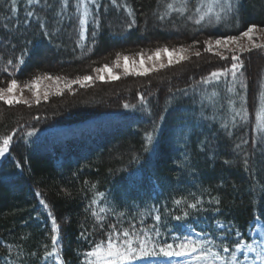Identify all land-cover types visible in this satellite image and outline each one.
<instances>
[{
  "label": "trees",
  "instance_id": "1",
  "mask_svg": "<svg viewBox=\"0 0 264 264\" xmlns=\"http://www.w3.org/2000/svg\"><path fill=\"white\" fill-rule=\"evenodd\" d=\"M177 1L97 0L81 39L77 0H0L2 88L45 74L76 79L117 53L182 46L191 54L35 105L0 101V137L13 135L0 161V264H87L96 243L124 230L164 246L197 223L220 222L245 241L256 220L264 227V138L254 129L264 49L240 55L235 80L228 72L200 82L232 63L205 51V41L264 28V2L239 0L242 27L224 33L188 19L197 0ZM168 4L188 10L181 15ZM148 131L153 143L145 150ZM197 199V208L187 207ZM52 235L59 260L46 255ZM220 245L233 248V238Z\"/></svg>",
  "mask_w": 264,
  "mask_h": 264
},
{
  "label": "snow or ice",
  "instance_id": "2",
  "mask_svg": "<svg viewBox=\"0 0 264 264\" xmlns=\"http://www.w3.org/2000/svg\"><path fill=\"white\" fill-rule=\"evenodd\" d=\"M34 2H38V0H28L29 4H32ZM64 4L67 5L68 0H63ZM93 0H78V6L79 8L83 9L80 18L79 23L81 25V39H83V25L86 22V17L89 14L88 11V5L89 3H92ZM113 3H115V0H113ZM13 5H15V0H13ZM167 8L170 11H177L181 15H184L187 9V4H185L180 9H174L172 4H168ZM234 6L229 2L222 3L221 4V10L225 14L232 12ZM13 11H15V6H13ZM194 15H190L188 19L192 20L195 24L199 25L205 19L208 20V22L214 23L219 22L223 17L219 12L215 11L214 7H204L203 4L194 6ZM131 14V12H130ZM167 14V13H166ZM28 16H33L34 13L29 11L27 13ZM162 18V17H161ZM43 27V24L41 25ZM257 32V26L255 24H252L247 27V29L243 32H241L240 37H234L229 36L226 39H216L215 41H205V51H212L213 45L216 46L217 49L224 48L229 49L230 45H236L234 49H229L233 54L231 56V66L228 69L223 70H217L213 71L209 74L207 77H202L201 81L204 84H208L210 79H218L219 77L225 75L228 72H231L233 79L235 80L237 77L238 72L243 68V62L241 60V57L239 55H236L237 52H245V51H251L252 49H264V43H256L253 39L254 34ZM261 33H264V28L260 29ZM245 38L248 43L247 44H241L240 38ZM190 49L188 48H179V49H173L170 53V58L168 59L167 64L163 62H157L156 56H158L161 53L169 52V49L167 48H157L155 49L153 56L150 57V59L153 60L154 65L158 66L159 68H164L167 66L172 65L173 63H179L182 60H186L188 58L185 53L189 52ZM221 56L222 59L226 58L223 56L222 53H217ZM195 55H199V52H196ZM172 57H175L173 59ZM130 58L128 56H122L120 53L116 54L115 61L113 62L114 66L124 67L125 72L127 73L128 68L127 65H121V61H128ZM11 63V61H9ZM20 63H23V60L20 59ZM156 70V67H153L152 69H144L140 70L139 74L144 75L148 71H154ZM95 73H97L95 79L102 80L104 79L103 75H100L101 73L110 72L111 69L109 68L108 64H105L99 68L93 69ZM242 74V73H241ZM112 79H118L117 76L112 75ZM41 79H47V80H55L57 85H59V82L61 80H64V87L71 89V86L73 84H80L83 86L85 82H89L93 80V77L90 75H84L82 77H77L76 79L72 80H66L62 77H52L51 75L45 74L43 77L37 76L34 79L30 81V83H27L25 87H28L29 89H34L37 84L40 83ZM18 87L17 81L15 79L8 82L7 88L0 87V101H3L6 105L12 106L14 104L18 103H24L29 104V101L22 99V97H17L15 95H12L14 90ZM231 90V89H229ZM62 92V89L58 86L57 87V94H60ZM49 95V92L45 90L43 98L47 100ZM33 96L35 99V102L38 104L40 102V95L33 91ZM141 102H144V97H141ZM125 108L130 107V105L125 104ZM243 112V109H241L240 112H237V115H241ZM259 131L264 133V125L260 126ZM32 133L29 132L28 135H31ZM264 138V137H262ZM13 140L12 134H6L0 137V156H4L5 153L9 150V145L11 141ZM145 141H146V148L147 145H151L153 143V132L148 131L145 133ZM255 142V141H254ZM245 143H247L245 141ZM247 163V162H246ZM41 204L44 205L45 208L48 207V205L45 203L44 200L40 201ZM95 203V201H93ZM176 205H180L182 203L181 200H175L174 202ZM216 203H219V201H216ZM200 205V200L197 199L195 203L187 204V207L190 209H195ZM103 211V209L101 210ZM51 215V213H49ZM95 215V213H94ZM184 215H188V212H184ZM176 219H181V217L177 216ZM161 217L157 216L156 220H160ZM57 230L55 220L53 219V229L52 231L55 233ZM159 233L157 232V235ZM236 235H239V233H236ZM52 243H53V249L52 252H46L47 256L53 255V253L57 254V260H59V254L56 250V243H57V236L52 235L51 237ZM209 243L208 241L203 240H197L192 239L190 237L185 238L182 242L179 244H176L175 246L171 243L165 244L164 246H158L155 243L151 241V239L145 235L143 237L136 236L135 239L133 238V235L127 231L124 230L120 232L119 234L113 233L110 235L106 241H103L101 243H96L93 247V249L86 253V256L88 258L95 257V260L88 259L87 264H126V262L136 260L140 257H147V256H163V257H185V256H191L194 261L197 262V264H244L243 261H239L237 257V251H242V244L243 241H234V247L235 250H232L231 245H221L222 252H215L212 250L211 247H205V245ZM106 245V246H105ZM249 251H254L251 244L248 245ZM229 256H224L222 253H229ZM257 259L260 260V264H264V249H262L259 253H257Z\"/></svg>",
  "mask_w": 264,
  "mask_h": 264
},
{
  "label": "rangeland",
  "instance_id": "3",
  "mask_svg": "<svg viewBox=\"0 0 264 264\" xmlns=\"http://www.w3.org/2000/svg\"><path fill=\"white\" fill-rule=\"evenodd\" d=\"M96 1L97 0H93L92 3H89L88 11H90L91 6ZM174 1H177V0H174ZM182 1H185V0H181V3H182ZM77 2H78V0H77ZM227 2H229V0H197L196 1L197 5L203 4L204 7H214L215 11L219 12L221 14V16L223 17L219 22H214L211 24L208 22L207 19H205V21H203L201 23V25H206V26L211 25L210 27L214 28V30H218L219 32H224V33L235 32V31L239 30L242 27V23H241L240 19L238 18L239 8H240L239 0H230V3L234 6L233 11L225 14L221 10V4L227 3ZM262 2H264V0H262ZM177 3L180 4V1L178 0ZM79 9H80V12L82 13L83 9H81V8H79ZM260 29H262V28L257 27V32L254 34V37H253V39L256 43H264V33H261ZM240 34L241 33H239L238 35H236L234 37H240ZM226 38L227 37L218 38V39H226ZM215 40L216 39L207 40V41H215ZM239 42L241 44H247L248 43V41L242 37L240 38ZM181 47L182 46L159 47V48H167V49H169V52H164V53H161L158 56H156V61L157 62H163V63L167 64L168 59L170 58L171 51L173 49H179ZM205 47H206V45H205ZM235 47H236V45H230L229 49H234ZM183 48H185V47H183ZM229 49H224V48L217 49L216 46L213 45V50L210 52L208 51V53H210L211 55H218L217 53L219 52V53H222L224 57L227 55L232 56L233 53L231 51H229ZM254 50L255 49H252L251 51L237 52L235 54L239 55V56L242 54H246V53L251 54ZM154 51H155V49L151 50V51L142 50V51H138V52L133 53V54L124 55V56H128L130 58L128 61H123V60L121 61V65H125V64L127 65V68H128L127 73L125 72L124 67L117 68L114 66L113 62L115 60L111 64H109V68L111 69L110 72H105V73L100 74V75H103V77H104V79H102V80L95 79L97 73H95L92 70V72L88 75L92 76L93 80L89 81V82H85V84L83 86H89V85H92L94 83L115 82V81L119 80L121 77H125V76H134V77L135 76H141V74H139L140 70L152 69L153 67H156V70L148 71L146 74H150L152 72L159 71L163 68H159L158 66L154 65L153 60L150 59V57L153 56ZM185 55H187L188 58L191 57L190 51L185 53ZM218 56L221 57L220 55H218ZM172 58L175 59V57H172ZM186 60H182L179 63H183ZM179 63H173L170 66H175ZM146 74H144V75H146ZM112 75L117 76L118 79H112L111 78ZM39 76L43 77L44 75H39ZM52 77H57V76H52ZM32 79H34V78H32ZM31 80L24 82V83L17 82L18 87L12 93V95H15L17 97H22V99L29 101V105L37 104L35 102V99L33 96V91H35L36 93H38L40 95V97H41L40 102H41V101H46L43 98L45 90H47L49 92V95L47 98V100H48L49 98H51L53 96L60 95L64 91H69L75 87L81 86L80 84H73L71 86V89H68V88L64 87V80H61L59 82V85H57L55 80L41 79L40 83L37 84L34 89H29L28 87H25V85L27 83H30ZM7 86H8V84L5 85L3 88H7ZM58 86L62 89V92L60 94H57V87ZM18 104H24V103H18ZM254 125H255L254 129H255L256 134L258 135V138L264 137V133H262L261 131L258 130L260 126L264 125V81L262 84V88H261V92H260V96H259V101H258V105L256 108L255 124ZM7 153H5V155ZM5 155L0 156V161L2 160V158L5 157ZM155 189H157L156 185H155ZM178 233H176V232L172 233V237L170 238V243L173 244L174 246L176 244H179L183 240H185V238L190 237L192 239L208 241L209 243H207L205 245V247L206 248L211 247L212 250L215 252H222V247L220 245V241L227 238V237L230 239L233 238V242L234 241H243L242 251H237L238 260L243 261L244 264H260V260L257 259V253H259L262 249H264V227L258 221L254 222L252 224L249 241L243 240L240 235H236V233L231 228H229L227 225L222 224L220 222L214 223L211 227L206 225V224H203V223H197V224L191 225V226H183L180 228V231ZM249 244L252 245L254 251L248 250ZM232 250H235L234 245H233ZM222 254L224 256H229L230 252L229 253H222ZM126 264H197V262L194 261L191 256H185V257H163V256L152 257V256H147V257H140V258H137L136 260L126 262Z\"/></svg>",
  "mask_w": 264,
  "mask_h": 264
}]
</instances>
